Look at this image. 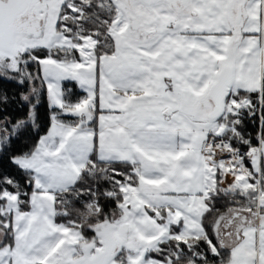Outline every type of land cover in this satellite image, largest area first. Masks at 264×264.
<instances>
[{"label":"snow or ice","instance_id":"obj_1","mask_svg":"<svg viewBox=\"0 0 264 264\" xmlns=\"http://www.w3.org/2000/svg\"><path fill=\"white\" fill-rule=\"evenodd\" d=\"M0 79V264H264V0H0Z\"/></svg>","mask_w":264,"mask_h":264},{"label":"trees","instance_id":"obj_2","mask_svg":"<svg viewBox=\"0 0 264 264\" xmlns=\"http://www.w3.org/2000/svg\"><path fill=\"white\" fill-rule=\"evenodd\" d=\"M26 85L24 88H21L19 85H17L14 81L4 80L0 79V92H7L9 96V103L7 105H0V109H4L3 112H0V115H7L11 117H22L24 113L26 112V107L22 105L21 101L19 100V97L16 95L18 92L26 89ZM65 87L72 88L74 91V95L79 97L85 95V93L79 89L78 85H74L72 83H65ZM14 98V99H13ZM39 116H40V134L42 135L44 132L47 131L48 127V102H47V92L46 88L43 91L42 97H41V104L38 109ZM257 125L251 122H248L246 124V130L252 134L255 135V129ZM38 139V136L35 134H27L20 139L14 140L12 144V149L16 151L24 150L27 146H30L32 143L35 142V140ZM7 169L11 171L12 174H15L16 170L7 164L6 159L3 162H0V170ZM217 207L221 209V211L225 210V201L219 200L217 201Z\"/></svg>","mask_w":264,"mask_h":264},{"label":"crops","instance_id":"obj_3","mask_svg":"<svg viewBox=\"0 0 264 264\" xmlns=\"http://www.w3.org/2000/svg\"><path fill=\"white\" fill-rule=\"evenodd\" d=\"M44 134V133H43Z\"/></svg>","mask_w":264,"mask_h":264}]
</instances>
